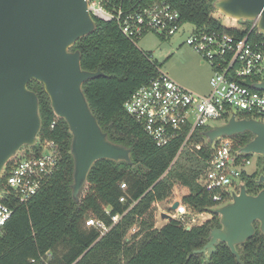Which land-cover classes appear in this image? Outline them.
Listing matches in <instances>:
<instances>
[{"label": "trees", "instance_id": "trees-1", "mask_svg": "<svg viewBox=\"0 0 264 264\" xmlns=\"http://www.w3.org/2000/svg\"><path fill=\"white\" fill-rule=\"evenodd\" d=\"M114 1L126 7L166 2L179 12L184 24L198 29H225L222 21L213 16L215 0ZM94 20L96 30L78 41L72 51H80L84 71L103 73L84 85V93L109 140L131 150L132 164L97 162L76 201L72 191L71 133L66 122L54 114L44 86L32 82L29 89L39 98L43 123L40 139L54 142L61 159L51 180L26 206L6 191L5 181L1 180L6 196L0 201L13 209V215L0 236V264H239L223 243L208 260L202 254H193L207 244L211 229L220 227L216 216L189 230L174 219L155 228L154 204L171 199L177 183L189 189L182 198L187 208L204 213L219 206L199 183L210 150L204 146L197 156L184 150L180 153V140L159 148L126 114V101L159 74L160 65L125 37L117 23ZM251 38L264 44V34H252ZM196 139L198 143L203 141L199 134ZM252 139L250 133L238 135L235 146L241 148ZM258 178L257 174L242 176L251 195L264 189V185H258ZM121 184L128 187L129 199L125 203L120 202L124 195ZM134 201L137 203L132 206ZM116 215L122 218L113 225L112 217ZM89 219L113 226L101 236L88 224ZM135 225L139 232L134 240L125 241ZM256 228V235L238 246L242 264H264V234L259 223ZM47 254L51 255L49 261Z\"/></svg>", "mask_w": 264, "mask_h": 264}, {"label": "water", "instance_id": "water-1", "mask_svg": "<svg viewBox=\"0 0 264 264\" xmlns=\"http://www.w3.org/2000/svg\"><path fill=\"white\" fill-rule=\"evenodd\" d=\"M213 7L235 23L258 21V30L264 34V0H215ZM95 30L86 0H0V182L10 161L21 150L38 144L43 123L39 98L29 89L32 82L44 86L54 114L66 122L71 133L76 201L97 162L132 164L131 150L109 140L84 93V85L103 73L84 71L80 51H72ZM253 87L264 91V83ZM246 133L253 139L239 153L264 157V121L234 114L202 135L213 146L221 138ZM257 183L264 185V174ZM4 196L0 184V197ZM180 203L174 202L170 210L175 211ZM210 213L219 218L220 227L211 229L207 244L193 254L208 260L223 243L242 264L238 246L256 235L258 223L264 234V189L251 195L242 184L238 194L232 193V201ZM162 219L169 222L172 217L163 214Z\"/></svg>", "mask_w": 264, "mask_h": 264}, {"label": "built area", "instance_id": "built-area-1", "mask_svg": "<svg viewBox=\"0 0 264 264\" xmlns=\"http://www.w3.org/2000/svg\"><path fill=\"white\" fill-rule=\"evenodd\" d=\"M86 1L93 18L117 23L122 34L133 43L150 32L161 38L184 34L188 25L166 2L126 7L114 0ZM223 25V30L198 29L190 25L192 29L188 30L185 41L212 69L208 94L198 95L160 70L124 104L126 114L143 128L157 147L165 148L180 140V153L190 148L196 151L204 146L209 148L210 157L201 184L219 206L232 201L233 192H240L244 184L242 176L248 174L252 158L239 153L234 138H221L210 146L207 140V145L198 143L196 136L213 125L226 123L234 114L238 118L242 115L264 121V91L253 87L264 83V44H257L251 38L252 34H261L258 21L247 26L239 23ZM60 159L58 146L52 141H42L39 136L36 147L21 150L6 166L2 176L6 191L20 205H28L58 170ZM120 188L124 193L120 202L125 203L129 199L128 187L121 184ZM136 203L134 201L132 206ZM163 214L187 227L184 218L189 212L182 201L175 211H161V218ZM12 215L13 209L0 201V236ZM121 218L119 215L112 217V224H117ZM88 224L99 230L101 236L113 226L108 227L95 219H89ZM139 230L135 225L129 232L134 236ZM45 258L49 261L51 255L47 254Z\"/></svg>", "mask_w": 264, "mask_h": 264}, {"label": "rangeland", "instance_id": "rangeland-1", "mask_svg": "<svg viewBox=\"0 0 264 264\" xmlns=\"http://www.w3.org/2000/svg\"><path fill=\"white\" fill-rule=\"evenodd\" d=\"M213 16L217 19H220L225 25L235 24L234 21L227 20L224 18L218 11L213 12ZM241 24V23H239ZM186 31L184 34H179L170 38H161L154 33H148L138 39L134 43L139 50L151 56V58L160 65L161 71L168 74L173 80L181 84L183 87L193 91L198 95H206L209 90L195 91L192 88L181 83L186 80L192 81L193 83H199L200 88H206L207 81H210V78L213 75L212 69L208 64L202 65V58L198 53H196L193 48L185 44L186 38L188 36V30H191L192 27L188 24L185 27ZM192 61H196L193 63ZM203 141L202 144H206V139L201 135ZM189 151L191 154L197 156V151L194 148L185 149L184 153ZM252 165L247 168L248 174L251 176L257 174L258 177L263 174L264 170V157L251 155ZM182 159V158H181ZM207 167L202 171L199 178V183L204 182V173ZM189 193V189L186 186L179 185L178 183L174 187L173 196L168 201L158 203L159 206L155 207V226L160 229L168 221L161 218V211L171 212L169 208L171 203L176 201H182L184 195ZM189 215L184 218V222L187 225L186 228H191L193 226L202 225L208 220H211L214 215L210 212L199 213L193 209L188 208ZM217 217V216H216ZM134 240L133 236L129 232L125 238V241L128 239Z\"/></svg>", "mask_w": 264, "mask_h": 264}, {"label": "crops", "instance_id": "crops-1", "mask_svg": "<svg viewBox=\"0 0 264 264\" xmlns=\"http://www.w3.org/2000/svg\"><path fill=\"white\" fill-rule=\"evenodd\" d=\"M193 63H196V61H192ZM202 65H204L205 63H201ZM211 79V78H210ZM181 83L185 84L186 86L192 88L195 91H201V90H209L210 91V81H207V86L206 88H200V84L199 83H193L192 81L186 80L185 82H182L180 80ZM208 91V92H209Z\"/></svg>", "mask_w": 264, "mask_h": 264}]
</instances>
